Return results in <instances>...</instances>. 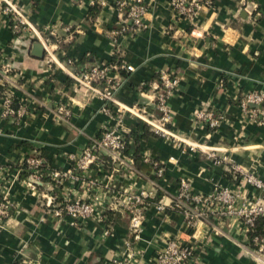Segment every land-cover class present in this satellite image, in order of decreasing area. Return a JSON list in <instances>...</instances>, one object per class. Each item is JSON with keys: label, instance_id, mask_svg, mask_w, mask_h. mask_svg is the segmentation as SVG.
<instances>
[{"label": "crops", "instance_id": "1", "mask_svg": "<svg viewBox=\"0 0 264 264\" xmlns=\"http://www.w3.org/2000/svg\"><path fill=\"white\" fill-rule=\"evenodd\" d=\"M117 1L13 0L41 32L54 34L50 50L59 60L71 59L78 71L110 65L108 76L124 81L116 96L124 105L156 116L159 74L174 75L178 83L167 101L173 131L224 160L214 164L203 151L156 136L128 114L118 120L112 108L103 112L104 102L49 65L45 52L42 59L32 56L37 39L27 31L15 36L0 6V65L15 76L14 100L23 109L18 117L0 119V185L11 207L0 232V264H112L125 257L130 264H155V255L173 239L195 245L186 264H256L237 220L213 217L190 235L182 214L159 212L156 204H168L181 179L195 193L236 190L232 164L264 179V126L238 104L246 93L264 94V0H212L193 20L178 21L169 0H144V27L116 37ZM58 106L68 107L70 116L58 117ZM204 109L221 114L216 128L195 121L194 113ZM258 109L264 113V104ZM105 128L126 138L123 163L103 155V164L74 171L77 181L50 179V172L72 171L70 156L79 158ZM32 156L43 162L36 192L24 184L22 164ZM149 161L161 165L159 177ZM130 193L147 195L142 231L134 243L128 214L115 206ZM56 195L94 202L101 215L57 220L44 205L46 197Z\"/></svg>", "mask_w": 264, "mask_h": 264}, {"label": "built area", "instance_id": "2", "mask_svg": "<svg viewBox=\"0 0 264 264\" xmlns=\"http://www.w3.org/2000/svg\"><path fill=\"white\" fill-rule=\"evenodd\" d=\"M169 5L175 20H193L202 7L212 5V0H169ZM0 6L2 11L10 17L12 33L15 36H19L25 31L32 33L37 42L43 46L47 63L49 65L53 64L64 72L68 78L78 85L79 89L96 94L105 104L101 109L103 112L109 113L110 108H112L118 116V120L121 116L128 114L147 126L148 130L156 136L177 144L183 143L190 150L203 151L214 164L224 160L219 158L215 151L208 150V148L206 150L199 144L188 143L173 131L172 115L167 101L178 83L174 75L168 72L159 74V87L154 98V108L157 114L156 116L148 115L135 105L127 106L117 100V93L122 88L124 81L118 76H108L111 69L110 65L94 64L83 71L73 70L71 59L59 60L53 50H50V46L53 45L51 37L54 36L51 31L47 34L41 32L26 18L22 9L13 0H0ZM115 7L119 20V28L114 32L116 37L133 34L144 27V0H118ZM122 68L126 72L133 71L132 66L123 65ZM10 73L9 68L0 65V87L3 90L0 109V119L2 120L18 117L23 111L22 108L16 110L13 108L14 91L19 86L15 76ZM238 104L258 126H264V113L258 109L260 105L264 104V94L258 92L246 93L239 97ZM56 115L68 118L70 110L66 106H58ZM194 119L197 123L212 130L219 124L222 116L213 110L204 109L195 112ZM125 144L126 138L124 136L115 129L105 128L100 136L93 139L90 145L83 150L79 158L74 160L70 156L71 161L74 163L72 171H53L49 173V177L58 184L68 178L77 181L78 178L74 175V171L85 173L90 166L103 164L105 162L103 155L107 156L111 162L123 163L122 151ZM149 162L154 167L156 176L159 177L163 169L158 167L157 162ZM22 165L26 168L25 174H27L24 184L29 191L36 192L37 187L42 184L43 175L41 170L43 162L40 158L32 156L26 158ZM231 174L236 182V190L216 188L207 194L195 193L190 182L181 179L178 183L177 193L171 198L170 202L166 204L160 201L156 204V209L159 212L170 209L182 214L190 235L197 233L200 223H207L213 217L237 220L247 236L245 249L248 255L256 264H264V179L244 171L235 164L231 165ZM248 187H251L255 193L250 195L247 190ZM146 199L147 195L145 193H130L125 194L120 203L115 204L116 207H122L128 214V230L131 243L139 240L147 206ZM45 200L44 205L48 208V213L57 220L68 216L76 222L101 215L94 202L73 198L70 195L64 197L48 196ZM10 208L5 199L4 188L0 185V232L9 216ZM259 220H262L263 224L262 233H257V222ZM249 233L252 234L251 238L248 237ZM105 234H107V231H105ZM195 250V245L192 243L178 239L169 240L166 246L155 255L154 261L155 264H186L190 261ZM112 264H130V257L121 258Z\"/></svg>", "mask_w": 264, "mask_h": 264}, {"label": "trees", "instance_id": "3", "mask_svg": "<svg viewBox=\"0 0 264 264\" xmlns=\"http://www.w3.org/2000/svg\"><path fill=\"white\" fill-rule=\"evenodd\" d=\"M71 68H72L73 70H76L74 62H73V65L71 66ZM0 92H1V93L3 92V90H2L1 87H0ZM14 99H15V98H14ZM13 108H14L15 110L19 108V106H18V104H16L15 100H14V102H13ZM144 126H145V125H144ZM145 127L148 129L147 126H145ZM150 132H151V131H150ZM151 133L154 134L153 132H151ZM154 135H155V134H154ZM127 149H128V143L126 142V144H125V146H124V149H123V151H122V154H123V155L126 153ZM158 167L161 168V165L158 164ZM23 168L26 169L25 167H23ZM42 182H43V180H42ZM159 202H160V201H159ZM169 210H170V209H169ZM257 227H258V229H257V233H262V231H263V230H262V227H263L262 220H259V221L257 222ZM251 236H252V234L249 233V234H248V237L251 238ZM193 254H194V253H193Z\"/></svg>", "mask_w": 264, "mask_h": 264}, {"label": "water", "instance_id": "4", "mask_svg": "<svg viewBox=\"0 0 264 264\" xmlns=\"http://www.w3.org/2000/svg\"><path fill=\"white\" fill-rule=\"evenodd\" d=\"M32 56L39 59H42L44 56L43 46L37 41L32 44Z\"/></svg>", "mask_w": 264, "mask_h": 264}]
</instances>
